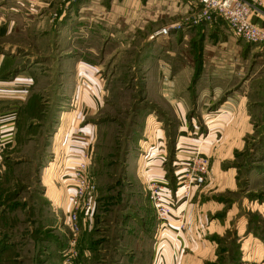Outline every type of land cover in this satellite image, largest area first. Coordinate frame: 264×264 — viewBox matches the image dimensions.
Listing matches in <instances>:
<instances>
[{"label": "crops", "instance_id": "crops-1", "mask_svg": "<svg viewBox=\"0 0 264 264\" xmlns=\"http://www.w3.org/2000/svg\"><path fill=\"white\" fill-rule=\"evenodd\" d=\"M102 2L13 0L8 10H0V41L4 42L1 46L19 45L17 35L22 34L21 46L33 53L0 58L5 63L4 68L0 67V162L4 156L12 160L15 155H19V160L38 159L45 147L38 148L39 137H46V128H54L48 140L54 167L42 169L33 193L37 197L22 209L27 211L23 219L29 228L23 247L45 255L41 258L38 254V260L31 264H207L216 256L212 242L228 231L232 217L237 215L234 208L236 212L227 211L223 221L216 218L224 203L212 196L236 189L235 173L225 169V165L235 149L231 145L251 132L252 111L259 102L250 96L264 94V83L256 82L264 79V46L238 38L223 20L208 26L207 37L200 41L202 59L197 69L195 62L188 60L191 31L174 35L175 45L172 41L162 49L157 46L156 53L148 52L150 59L163 57L165 76L155 72L149 77L153 82L147 86L151 105L147 124L150 129L154 127V134H149L147 145L142 147L136 171L134 163L129 170L145 179V184L160 182L173 214L161 223L150 203L152 214H142L135 182L131 181L130 188L115 200L109 188L103 191L101 183H97L94 197L83 203L80 212L81 232L73 259L70 213L75 193L74 168L88 159L96 178L94 145L104 141V122L110 120L101 70L110 55L102 54L98 61L90 54L96 49L91 46V38L94 31L101 30L97 28L99 20L107 18L99 17L107 11ZM129 3L133 9L128 13L135 14V9H140L139 0ZM251 20L264 26V0L256 5ZM78 46L81 52L77 53ZM190 67L197 73L189 74ZM192 77L199 78L196 85L190 84ZM217 103L218 107L210 112ZM206 110L209 114L203 113ZM200 111L205 115L200 116ZM200 117L212 127L203 146L211 158V172L208 182L194 186L190 200L184 203L178 175L186 169L193 154L190 145L194 143L186 139V127L200 123ZM173 121L178 128L174 153L172 146L169 149ZM219 134L220 139L216 137ZM225 142L228 155L223 152ZM42 143L45 145L47 140ZM1 173L0 168V177ZM46 173L47 178L43 176ZM174 174L178 179L175 188ZM3 182L1 177L0 193ZM39 196L46 205L39 203ZM112 201H120L121 207L113 208L109 205L114 204ZM177 212L182 213L186 224L178 233Z\"/></svg>", "mask_w": 264, "mask_h": 264}, {"label": "rangeland", "instance_id": "rangeland-1", "mask_svg": "<svg viewBox=\"0 0 264 264\" xmlns=\"http://www.w3.org/2000/svg\"><path fill=\"white\" fill-rule=\"evenodd\" d=\"M73 1L76 2V0ZM131 1L103 0L102 3H105L107 11L99 17L107 18L98 19L101 24L97 28H101V30L94 31L95 35L91 38L93 41L91 46H96L95 52L90 53L85 49L86 53L94 54L96 59L97 57L100 59L102 54L110 55V59L104 61L101 66L104 87L107 90L106 93L108 92L109 110L105 113L108 114L110 120L104 122L106 126L104 141L94 145L93 168L95 179H97L96 186L97 183L98 186L101 183L103 191L109 188L114 200L130 188L131 181L135 182L134 187L140 199L141 213L150 216L152 210L149 206L152 204L148 184L151 181L145 184V179L143 181L137 178V175L130 173L129 170L134 163L133 167L136 171L137 158L143 151L142 147L147 145L149 134H154L152 133L154 127L152 126L150 129L147 124L151 119L148 117L151 105L147 86L152 85L153 82L149 77L155 72H161L160 76L163 78L165 76L163 57L160 58L158 55L154 59H150L147 54L150 50L152 53H156L159 51L157 46L162 49L172 41L175 45L176 37L174 39V35L191 31L193 35L190 38V47L187 52L188 60L190 63L195 62L194 65L197 69L200 66L199 61L202 59L201 42L207 37L205 33L208 26L221 23L223 20L219 17L208 19L203 7L194 0H139L140 9L137 11L135 9V14L128 13V10L133 9L132 4L129 3ZM12 2L13 0H0V10L2 7H4L3 10H8L7 7ZM165 28L168 32L162 33ZM23 39L24 36L18 34L19 45L15 47L1 46L4 42L0 41V58L12 56V59L13 56H22L28 53L31 56L33 53L27 47L21 46L24 43ZM87 39L90 40V38ZM76 52H81L79 46ZM99 59L97 60L99 61ZM97 60H94L96 64H98ZM2 65L4 68L3 61L0 62V67ZM196 69L192 71L190 67L187 72L194 75L197 73ZM263 80L256 82L264 83ZM197 81L199 78L192 77L190 84L196 85ZM250 97L259 102L252 111L254 114L250 120L252 123L251 132L244 134L242 138H237L236 142L231 145L235 149L232 158L225 165V169H230L235 173L236 189H226L212 196V199L224 203L223 209L216 214V218L223 221L227 211L234 210V208L237 209V212L236 209L234 210L237 215L232 217L228 231L224 235L216 237L212 242L215 246L216 256L207 264H264V94H254ZM219 103L214 104L209 111L213 112ZM209 111L206 110L203 113L209 114ZM192 113L195 115L196 112ZM205 114L200 111V116ZM164 127L169 129L167 125ZM170 129L169 149L170 151L173 149L174 153L175 139L178 133L174 121ZM211 129L212 127H209L208 123L203 122L202 117H200V123L186 127V139L194 142L190 145L193 154L188 158L187 163L195 154L206 156L209 159V172H211V158L203 146ZM52 131H54L53 127L46 128V137H39L41 142L38 144V148L45 147L43 152H40L38 159L31 157L19 160V155H15L11 157L12 160L4 156L0 162L3 172L1 177L4 181L0 193V264H31V261L38 260V254L41 258L45 256L40 251L35 254L32 248L23 247L29 236V228L26 219H23L27 211L24 212L22 209L37 197L33 193H35L36 184L40 183L42 169L45 166L54 167L52 154L49 152L52 148L48 142ZM221 136L222 134H219L216 137L220 139ZM43 140H47L45 145L42 143ZM223 145L224 154H230V151L227 150L228 143L225 142ZM130 154H133L134 157H131ZM173 156L175 159V155ZM167 161H171V156L168 155ZM43 176L47 178L48 175L46 173ZM179 177L181 176L178 175V179ZM207 178L205 183L209 180V174ZM178 179L174 174L172 178L174 188L176 187L175 181L177 182ZM183 196L184 203H187L191 195L187 197L184 194ZM39 198V203L46 205V202H42L46 200H42L40 196ZM112 202L114 204L109 205H112L113 208L121 207L120 201L119 203ZM149 203L150 205H148ZM176 214L179 218L176 229L178 233L185 229L186 224L182 213L177 212ZM157 220L161 222L158 218ZM247 236L249 237L247 238Z\"/></svg>", "mask_w": 264, "mask_h": 264}, {"label": "built area", "instance_id": "built-area-1", "mask_svg": "<svg viewBox=\"0 0 264 264\" xmlns=\"http://www.w3.org/2000/svg\"><path fill=\"white\" fill-rule=\"evenodd\" d=\"M205 10L208 19L221 18L231 32L242 40L264 46V26L257 25L251 20V14L256 5H261L263 0H194ZM163 29L162 33H167ZM209 174V159L206 156L195 154L189 160L186 169L182 173L179 183L185 196H189L196 185L206 182ZM74 194L72 196V211L70 213V229L74 234L71 241V258H75L77 235L81 232L80 212L83 203L94 197L97 186L91 173L89 160L79 162L74 168L73 177ZM149 197L156 217L163 223L172 214L171 206L166 202L162 185L151 181L148 184Z\"/></svg>", "mask_w": 264, "mask_h": 264}]
</instances>
